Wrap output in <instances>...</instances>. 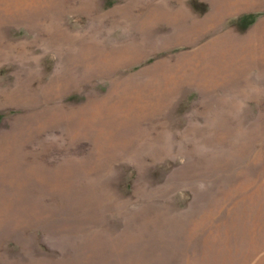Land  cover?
<instances>
[{"label": "rangeland", "instance_id": "374dc122", "mask_svg": "<svg viewBox=\"0 0 264 264\" xmlns=\"http://www.w3.org/2000/svg\"><path fill=\"white\" fill-rule=\"evenodd\" d=\"M0 264H264V0H0Z\"/></svg>", "mask_w": 264, "mask_h": 264}, {"label": "bare ground", "instance_id": "6f19581e", "mask_svg": "<svg viewBox=\"0 0 264 264\" xmlns=\"http://www.w3.org/2000/svg\"><path fill=\"white\" fill-rule=\"evenodd\" d=\"M216 20H218V17L216 15L215 16L213 15L210 17V19L208 18L206 20V22H204L203 24H200L199 26H200V28L202 27V29H204V25H206L208 28H209V26L212 27ZM202 29H201V31H202Z\"/></svg>", "mask_w": 264, "mask_h": 264}]
</instances>
